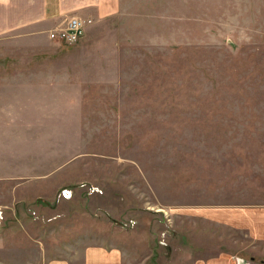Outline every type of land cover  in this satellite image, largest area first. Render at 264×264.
Here are the masks:
<instances>
[{
	"label": "rangeland",
	"instance_id": "374dc122",
	"mask_svg": "<svg viewBox=\"0 0 264 264\" xmlns=\"http://www.w3.org/2000/svg\"><path fill=\"white\" fill-rule=\"evenodd\" d=\"M83 17L73 46L48 39L57 22L0 36V264H79L88 246L264 264V237L225 212L264 210V0Z\"/></svg>",
	"mask_w": 264,
	"mask_h": 264
},
{
	"label": "crops",
	"instance_id": "0c3cea01",
	"mask_svg": "<svg viewBox=\"0 0 264 264\" xmlns=\"http://www.w3.org/2000/svg\"><path fill=\"white\" fill-rule=\"evenodd\" d=\"M116 0H0V36L15 30L33 26L43 27L46 24L63 25L69 17L107 14L108 8L115 5ZM68 19H67V18ZM66 19V21H65ZM94 26L92 23L87 28ZM49 28V29H51ZM86 32V34H87ZM228 221L235 227L251 231L252 239L264 237V210L243 209L235 212L225 211ZM222 220V219H221ZM239 257V256H236ZM235 256L220 254L217 257L198 260L193 264H243L235 260ZM64 258V257H63ZM52 260L49 264H71L64 259ZM79 264H122V253L116 248L104 246H88L82 252Z\"/></svg>",
	"mask_w": 264,
	"mask_h": 264
},
{
	"label": "built area",
	"instance_id": "2783aa9c",
	"mask_svg": "<svg viewBox=\"0 0 264 264\" xmlns=\"http://www.w3.org/2000/svg\"><path fill=\"white\" fill-rule=\"evenodd\" d=\"M92 23L91 19L69 18L63 25L48 30V39L61 45H77L85 37L87 28Z\"/></svg>",
	"mask_w": 264,
	"mask_h": 264
}]
</instances>
